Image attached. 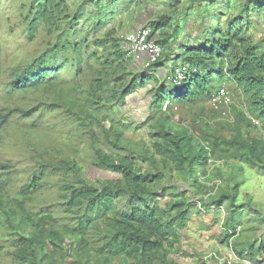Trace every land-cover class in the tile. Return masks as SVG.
<instances>
[{
    "label": "trees",
    "instance_id": "obj_1",
    "mask_svg": "<svg viewBox=\"0 0 264 264\" xmlns=\"http://www.w3.org/2000/svg\"><path fill=\"white\" fill-rule=\"evenodd\" d=\"M115 1L101 13L109 1L6 0L5 6L0 0V145L12 121L29 134L57 112L77 128V141L87 138L91 165L116 176L90 178L67 150L45 147L42 154L31 139L34 167L0 158V264H180L183 253L203 264L193 260V250L184 252L195 205L189 200L198 194L195 200H209L200 213L229 202L218 230L222 243L230 237L226 230L240 227L234 214L245 206L264 221L263 212L237 202L244 168L264 174V39L255 41L249 32L264 0ZM146 3L160 6L144 24L161 48L148 66L145 54L139 61L126 57L119 34L120 9ZM218 6L224 19L216 22V34L205 36V19ZM178 59L189 68L179 85L168 78ZM223 83L240 94L243 106H212L211 94ZM142 89L149 108L146 138L137 148L124 143L125 131L139 127L121 109ZM217 161L228 165L216 167L227 180L205 185L207 166ZM22 169L27 179L20 181ZM173 175L188 183L192 197L170 181ZM52 178L55 201L37 203L33 196ZM234 249L249 264H264V237Z\"/></svg>",
    "mask_w": 264,
    "mask_h": 264
},
{
    "label": "rangeland",
    "instance_id": "obj_2",
    "mask_svg": "<svg viewBox=\"0 0 264 264\" xmlns=\"http://www.w3.org/2000/svg\"><path fill=\"white\" fill-rule=\"evenodd\" d=\"M2 1V0H1ZM109 2H105L100 5L101 13H109V11L106 12V10L109 8L110 0H107ZM241 0H232V5H235V3H239ZM114 2H116L114 0ZM118 3L124 4V0H117ZM6 6V0L3 2ZM113 3V2H112ZM142 5L140 7L132 6V7H125L120 9V11H124V14H121L123 16L125 24L121 27V31L119 34L122 36L126 35L127 33L136 31V29L141 28V26H144L141 22H144L151 14H153L156 10L159 9L160 6H155L153 4L151 5ZM221 4V3H220ZM219 4V5H220ZM104 8V9H103ZM219 6L215 10V14L210 19H205L206 25L208 24V27H206L205 36L207 35H214L217 32L216 22L222 21L224 19V16H221L218 11ZM104 10V11H103ZM226 9L221 12H225ZM12 16V15H11ZM258 23H254L251 25L249 32L253 39L255 41H259L264 39V8L263 13L259 16ZM257 17V18H258ZM128 21V23H127ZM146 22V21H145ZM193 25V22H190L188 24V27ZM205 25V26H206ZM18 55V54H17ZM141 55H139L140 57ZM137 61H139V58H135ZM174 60H170L167 63V69L170 67V65L173 63ZM177 64L180 66L181 60L178 59ZM171 83H167V85H170ZM177 88V86H174ZM228 90V101L237 105V106H243L242 105V99L238 92H236L231 85L226 86ZM30 101H34L31 96H29ZM28 101V100H27ZM23 104V103H22ZM148 108H149V96L147 95V92L145 89H142L131 96H129L126 100V104L121 109V115L123 117L136 122L137 123V129L130 128L125 131V136L128 140L125 139L124 143L128 142V145L133 146L136 145L137 148H141L142 145V139L146 138V127L143 126V122H145L147 115H148ZM125 119V120H126ZM13 124H9L7 127V133L8 137L2 138L3 143L0 145L2 148L1 151L3 153L0 155V158L2 160L10 159L12 163H14L17 167L25 168L29 167L32 168L33 161L30 158V152L29 149H27L26 142L31 139L32 144L35 146L36 149H38L39 152L43 154L44 148L49 147L52 148L53 146L60 147L63 150H67L68 154L74 158H76L77 166L80 167V169L88 175L90 178L94 177H113L116 178L115 175L97 170L91 165V161L94 159V154L92 152L91 147L88 144V140L86 137L82 138L79 137L80 141H77L78 134L75 132L77 131V128H75L71 123L65 125V121L62 120V117L59 115V113L55 112L54 114H48L46 117V126H42V128L35 130H31L29 134H25L24 127L22 125H19L15 121H12ZM20 123V121H19ZM55 125L56 129L52 131V125ZM65 126V127H64ZM133 126V125H132ZM136 127V125H135ZM74 129V130H73ZM78 150L77 152H74L72 149ZM34 148H32L33 150ZM76 153V155H74ZM51 154V152H49ZM45 156V155H44ZM46 157V156H45ZM49 157V156H48ZM46 157V158H48ZM222 164L220 161H217L216 163H211L207 166V178L204 182L207 183L205 185H212V184H225L226 180L221 179L219 177V174L217 173V168H221ZM228 165L226 167L223 165L222 170L226 171ZM244 168V178H245V185L241 188V194L242 196L237 199L238 204L247 202L253 209L256 211H261L264 214V174H259L254 170L246 169ZM1 173V168H0ZM170 179L171 182L176 183V187L183 190L186 193L187 196L192 197V190L191 187L188 185L186 181H183L182 179L176 177ZM230 173L226 172L224 174V177H229ZM18 179L20 181L27 179V174L23 169L19 173ZM53 180L48 183V189L44 190V186L41 187L40 192L36 193V196H33L35 198V201L37 203H47V202H54L56 199L57 194V188L58 186L55 183L56 178H52ZM202 181L204 179H201ZM220 181V183L218 182ZM173 191V188L169 189ZM42 191V193H41ZM218 191V190H217ZM245 193V194H244ZM199 195V196H198ZM195 196V199L199 200L200 194ZM194 197L191 198L189 201L192 205L190 207V214L192 215L193 219L192 222L189 223L187 235L185 236L184 241H186V245L184 246V252L192 253V250L195 252L192 256L193 260L199 261L201 256L199 252L206 248V250L209 251H216L218 249L217 245L213 243V236H214V225H206L205 220L206 219H212L211 215L216 216L221 219L225 217V214L227 213V208L229 202H225L222 206V208L217 209L218 206L216 203H213L211 206L210 213L206 214L204 212L200 213L199 210L203 207L205 209L206 205L205 202H208L207 199H202L199 201L195 200ZM168 201V198L162 199L160 201L161 205H164L165 202ZM200 205L201 208H200ZM210 206V205H209ZM202 210V209H201ZM254 212L249 210V206H245V208L238 213L234 214V220L235 222L240 224V232L233 236L232 238V244H233V250L234 246L236 249H242L245 248L250 242H252L255 238L258 237H264V221L260 222L259 220L255 219L253 217ZM213 220V219H212ZM213 234V235H212ZM212 242V243H211ZM219 247L223 250H226V245H220V243H217ZM205 250V249H204ZM236 252V251H235ZM204 252H202V255ZM206 254V253H205ZM190 257H188L186 254L181 255L180 264H190L189 262ZM212 261V260H211ZM210 262V261H209ZM113 264H123L121 261L113 260ZM218 263V261H217Z\"/></svg>",
    "mask_w": 264,
    "mask_h": 264
},
{
    "label": "built area",
    "instance_id": "obj_3",
    "mask_svg": "<svg viewBox=\"0 0 264 264\" xmlns=\"http://www.w3.org/2000/svg\"><path fill=\"white\" fill-rule=\"evenodd\" d=\"M150 28L147 26H142L139 30L127 33L122 36L125 42V52L126 57L134 56L135 58L139 57L141 54H145L147 61L146 66L150 63L155 62L161 56V48L157 45L153 39H149ZM192 72H196V69L193 68ZM189 75V68L186 66H177L173 69L172 73L169 75V80L174 84H181L186 80ZM228 90L225 87V84L219 85L211 94V104L213 107L227 105L228 103ZM220 183V181H218ZM222 219L219 222V226L222 230ZM227 234L230 235L227 243L225 252H212L209 251L202 258L203 264H212V259L218 261V264H249L250 262L247 259L240 258L237 256L236 252L233 250L232 238L240 232V227H237L235 230H226ZM210 261V262H209Z\"/></svg>",
    "mask_w": 264,
    "mask_h": 264
},
{
    "label": "crops",
    "instance_id": "obj_4",
    "mask_svg": "<svg viewBox=\"0 0 264 264\" xmlns=\"http://www.w3.org/2000/svg\"><path fill=\"white\" fill-rule=\"evenodd\" d=\"M148 19V18H147ZM146 19V20H147ZM145 20V21H146ZM145 21L144 22H141V23H144L145 24ZM144 24H142V25H144ZM142 27V26H141ZM140 28H138V29H136V31L137 30H139ZM214 217V215H211V218H213ZM219 219V218H218ZM223 220V219H222ZM206 223L208 224V225H211V224H215L214 225V229H213V231L212 232H214V236H213V238H214V240H213V243H215L216 245H217V247H218V249L216 250V251H213L212 250V252H217V253H219V252H222L223 250L221 249V247H219V245L217 244V243H220V245H226V242L225 243H222V239H220L222 236H221V234H222V232H219L218 230H221V227L219 226V222L218 223H215L214 222V220H210V219H206ZM213 235V234H212ZM212 243V242H211ZM205 249V250H204ZM204 249H202L199 253H201L202 254V252H204V254L203 255H198V256H202V258H203V256L204 255H206L207 253H209V249L208 250H206V248H204ZM224 252H225V250H224ZM206 253V254H205ZM201 258V259H202ZM189 262H190V264H193L192 263V258H190L189 259ZM212 264H218L217 263V261L215 260V259H212Z\"/></svg>",
    "mask_w": 264,
    "mask_h": 264
}]
</instances>
